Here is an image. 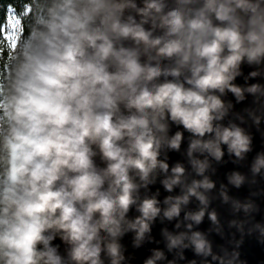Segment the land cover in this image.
Wrapping results in <instances>:
<instances>
[{
    "label": "clouds",
    "instance_id": "obj_1",
    "mask_svg": "<svg viewBox=\"0 0 264 264\" xmlns=\"http://www.w3.org/2000/svg\"><path fill=\"white\" fill-rule=\"evenodd\" d=\"M8 10L0 264H135L129 235L139 264H248L243 241L264 248V0Z\"/></svg>",
    "mask_w": 264,
    "mask_h": 264
},
{
    "label": "water",
    "instance_id": "obj_2",
    "mask_svg": "<svg viewBox=\"0 0 264 264\" xmlns=\"http://www.w3.org/2000/svg\"><path fill=\"white\" fill-rule=\"evenodd\" d=\"M255 131V129H253ZM256 148L260 149L262 146H264V143L261 141L260 133L256 134ZM187 145L185 144V147ZM183 157L179 153H172L171 159L172 161H176L179 159H182ZM232 164L229 162L225 168L221 169L220 174L223 175V172L226 168H231ZM246 170V169H245ZM156 187H159L157 185ZM153 191H155V187H153ZM161 191L163 192V189L161 188ZM166 194V193H165ZM162 226L157 224V226L154 229V234L156 235L157 239H160V228ZM125 245L128 247V251L131 254H134L135 256V264H139V261L142 260L146 255H148L147 249H135L132 246V236L129 235L124 240ZM241 256L242 258L246 259L248 261V264H258L260 260H264V248L261 247V245L257 242L255 237H248L246 238L240 247ZM187 256L192 259L194 258L193 253L191 251H188Z\"/></svg>",
    "mask_w": 264,
    "mask_h": 264
},
{
    "label": "trees",
    "instance_id": "obj_3",
    "mask_svg": "<svg viewBox=\"0 0 264 264\" xmlns=\"http://www.w3.org/2000/svg\"><path fill=\"white\" fill-rule=\"evenodd\" d=\"M25 0H0V25L6 23L9 16L8 5L12 4L14 6V12L16 14L23 8Z\"/></svg>",
    "mask_w": 264,
    "mask_h": 264
},
{
    "label": "rangeland",
    "instance_id": "obj_4",
    "mask_svg": "<svg viewBox=\"0 0 264 264\" xmlns=\"http://www.w3.org/2000/svg\"><path fill=\"white\" fill-rule=\"evenodd\" d=\"M11 15H12L13 17H15L17 14L13 11V12L11 13ZM12 27H15V24H13ZM12 35H14V33H13V32H9V36L11 37Z\"/></svg>",
    "mask_w": 264,
    "mask_h": 264
}]
</instances>
